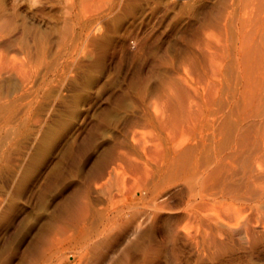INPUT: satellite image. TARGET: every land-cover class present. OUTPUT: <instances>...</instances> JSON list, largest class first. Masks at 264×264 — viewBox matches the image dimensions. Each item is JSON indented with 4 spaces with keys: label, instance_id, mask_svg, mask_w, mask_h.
Here are the masks:
<instances>
[{
    "label": "rangeland",
    "instance_id": "obj_1",
    "mask_svg": "<svg viewBox=\"0 0 264 264\" xmlns=\"http://www.w3.org/2000/svg\"><path fill=\"white\" fill-rule=\"evenodd\" d=\"M0 264H264V0H0Z\"/></svg>",
    "mask_w": 264,
    "mask_h": 264
}]
</instances>
